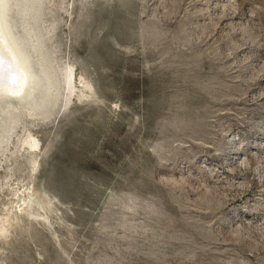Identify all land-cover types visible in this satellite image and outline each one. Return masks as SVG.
Segmentation results:
<instances>
[{"label":"rangeland","instance_id":"rangeland-1","mask_svg":"<svg viewBox=\"0 0 264 264\" xmlns=\"http://www.w3.org/2000/svg\"><path fill=\"white\" fill-rule=\"evenodd\" d=\"M36 1L56 85L0 115V264H264V0Z\"/></svg>","mask_w":264,"mask_h":264},{"label":"bare ground","instance_id":"bare-ground-1","mask_svg":"<svg viewBox=\"0 0 264 264\" xmlns=\"http://www.w3.org/2000/svg\"><path fill=\"white\" fill-rule=\"evenodd\" d=\"M15 4H19L18 0H0V115L9 113L10 107L16 110L24 105L32 116V111L41 107L56 82L37 57V48H29V44L26 47L27 44L24 45V39L17 32L18 24L13 15ZM28 10L25 9L23 13H28ZM34 53L37 56L34 57Z\"/></svg>","mask_w":264,"mask_h":264}]
</instances>
